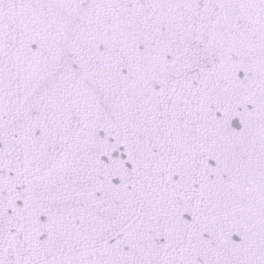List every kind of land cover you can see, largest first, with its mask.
<instances>
[{"label":"snow or ice","instance_id":"obj_1","mask_svg":"<svg viewBox=\"0 0 264 264\" xmlns=\"http://www.w3.org/2000/svg\"><path fill=\"white\" fill-rule=\"evenodd\" d=\"M0 264H264V0H0Z\"/></svg>","mask_w":264,"mask_h":264}]
</instances>
